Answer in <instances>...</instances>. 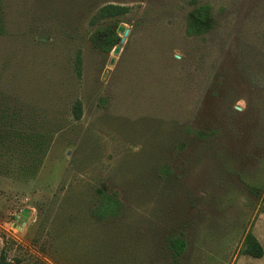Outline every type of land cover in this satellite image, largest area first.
Returning a JSON list of instances; mask_svg holds the SVG:
<instances>
[{
  "label": "rangeland",
  "instance_id": "obj_1",
  "mask_svg": "<svg viewBox=\"0 0 264 264\" xmlns=\"http://www.w3.org/2000/svg\"><path fill=\"white\" fill-rule=\"evenodd\" d=\"M108 4L129 10L107 55L91 37ZM204 5L214 25L190 37L188 17ZM3 6L0 111L46 140L34 177L0 167L9 261L264 264L243 252L248 234L264 252V0ZM25 159L0 152L2 165ZM99 188L126 205L119 219L92 217ZM180 235L187 248L176 259L169 241Z\"/></svg>",
  "mask_w": 264,
  "mask_h": 264
},
{
  "label": "trees",
  "instance_id": "obj_2",
  "mask_svg": "<svg viewBox=\"0 0 264 264\" xmlns=\"http://www.w3.org/2000/svg\"><path fill=\"white\" fill-rule=\"evenodd\" d=\"M128 8L117 5L108 4L101 7L96 15V27L91 41L95 47L104 54H110L121 42L118 34V28L121 24L120 17L128 12ZM95 23V21H94ZM212 9L208 5L196 8L188 17L187 35L190 37L202 36L209 32L213 27ZM6 32L5 12L3 0H0V36ZM74 114L77 119H81V104L78 103L74 107ZM22 119L18 113L10 111H0V152L5 153L12 150V153L20 151L26 158L17 165L0 163V167L7 168V172L12 171L16 167L14 174L7 176L22 178H32L38 172V167L42 164L43 155L46 152V140L39 135L24 129L18 128ZM39 154L42 156L39 157ZM97 203L91 211V215L95 221L99 223H108L119 219L126 205L116 193H110L103 188L97 189ZM169 248L174 258H179L186 250L187 243L183 235L173 236L169 241ZM244 254L254 258H262L264 255L263 248L253 234H248L245 241ZM0 264H13L8 260L3 249L0 248Z\"/></svg>",
  "mask_w": 264,
  "mask_h": 264
},
{
  "label": "clouds",
  "instance_id": "obj_3",
  "mask_svg": "<svg viewBox=\"0 0 264 264\" xmlns=\"http://www.w3.org/2000/svg\"><path fill=\"white\" fill-rule=\"evenodd\" d=\"M244 106H245V102L243 100L238 101V103L236 105V107L241 109V110H243Z\"/></svg>",
  "mask_w": 264,
  "mask_h": 264
},
{
  "label": "water",
  "instance_id": "obj_4",
  "mask_svg": "<svg viewBox=\"0 0 264 264\" xmlns=\"http://www.w3.org/2000/svg\"><path fill=\"white\" fill-rule=\"evenodd\" d=\"M119 30H121V28H119ZM119 50H120V49H119V48H117V49H116V53H118V52H119Z\"/></svg>",
  "mask_w": 264,
  "mask_h": 264
}]
</instances>
